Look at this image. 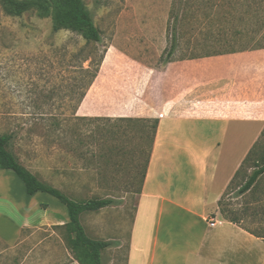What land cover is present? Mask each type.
Wrapping results in <instances>:
<instances>
[{"label":"rangeland","instance_id":"1","mask_svg":"<svg viewBox=\"0 0 264 264\" xmlns=\"http://www.w3.org/2000/svg\"><path fill=\"white\" fill-rule=\"evenodd\" d=\"M83 3L100 30V42H87L65 29L53 31L51 18L35 7L17 15L0 0V135L12 136L8 149L44 184L77 201L115 199L83 212L80 220L90 238L111 243L101 251L102 264H125L151 123L141 131L126 120L82 119L76 114L78 106L97 76L96 83L113 73L107 63L114 49L121 50L123 63L116 73L123 74L133 71L132 62L122 59L125 54L158 67L165 60L263 48L264 0ZM175 15L177 48L168 57ZM259 166H264V136L222 196L219 211L264 234V179L238 193ZM8 185L14 195L19 193L15 175L0 170V186ZM67 222L27 228L25 240L13 248L0 241V264H63L75 258Z\"/></svg>","mask_w":264,"mask_h":264},{"label":"crops","instance_id":"2","mask_svg":"<svg viewBox=\"0 0 264 264\" xmlns=\"http://www.w3.org/2000/svg\"><path fill=\"white\" fill-rule=\"evenodd\" d=\"M120 51L107 63L113 73L98 83L97 76L76 114L158 121L125 264H264V238L219 211L264 136V47L158 67L125 54L133 71L118 74ZM262 178L264 172L251 189ZM17 181L16 195L0 186V241L12 248L25 240L23 230L68 220L56 198L40 191L29 197ZM211 220L222 222L210 226ZM63 264L80 263L71 257Z\"/></svg>","mask_w":264,"mask_h":264},{"label":"trees","instance_id":"3","mask_svg":"<svg viewBox=\"0 0 264 264\" xmlns=\"http://www.w3.org/2000/svg\"><path fill=\"white\" fill-rule=\"evenodd\" d=\"M7 6L12 12L17 15L35 7L38 13L43 17H50L52 20L53 31L61 29L69 30L80 34L85 41L100 42L101 34L98 27L95 25L90 12L86 9L83 0H4ZM177 15L173 19V25L171 27V42L167 51V56L170 57L177 48L176 44V28ZM222 52H216L214 54H221ZM96 72L92 76L89 86L92 84L95 78ZM88 86V87H89ZM85 95V92L81 95ZM80 99V100H81ZM86 119L84 117H80ZM103 119V118H102ZM108 120V119H106ZM114 121H129L137 123L141 131L144 128L150 127L151 144L149 145L148 157L146 165L149 160L152 144L155 137L158 121L155 119H133V118H114ZM147 123H151L148 127ZM12 136L8 134L0 135V170L8 171L19 178L25 188L27 196H32L36 192L40 191L56 198L61 204H63L68 213V222L66 227L72 235L70 239L71 248L75 253V259L80 264H102L101 263V251L108 247L111 243L103 240H96L90 238L80 220V216L83 212L95 211L114 203L115 199L110 197H93L84 201L74 200L65 195L61 190L48 186L40 181L35 174L31 173L24 166H22L12 151L8 149ZM248 157V156H247ZM247 159V158H246ZM245 159V160H246ZM264 172V166L256 167L245 180V182L238 187V193L244 194L249 191L255 184L257 178ZM145 175L142 174L141 181ZM139 193V191H138ZM235 221V219H230ZM258 237H263L264 234L250 231Z\"/></svg>","mask_w":264,"mask_h":264},{"label":"built area","instance_id":"4","mask_svg":"<svg viewBox=\"0 0 264 264\" xmlns=\"http://www.w3.org/2000/svg\"><path fill=\"white\" fill-rule=\"evenodd\" d=\"M221 222H222V220H218V221H216V220H211V221H209V225H210V226H215L216 224H221Z\"/></svg>","mask_w":264,"mask_h":264}]
</instances>
